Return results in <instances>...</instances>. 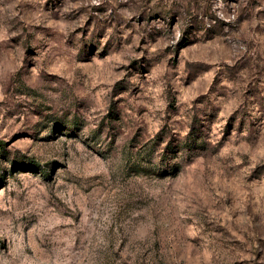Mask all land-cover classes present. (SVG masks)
I'll use <instances>...</instances> for the list:
<instances>
[{"label": "rangeland", "instance_id": "374dc122", "mask_svg": "<svg viewBox=\"0 0 264 264\" xmlns=\"http://www.w3.org/2000/svg\"><path fill=\"white\" fill-rule=\"evenodd\" d=\"M0 264H264V0H0Z\"/></svg>", "mask_w": 264, "mask_h": 264}]
</instances>
